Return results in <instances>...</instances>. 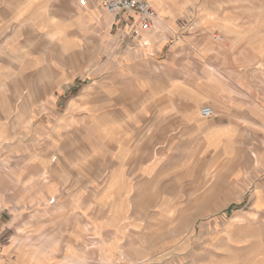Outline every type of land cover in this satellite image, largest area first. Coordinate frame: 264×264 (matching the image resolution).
<instances>
[{
  "label": "crops",
  "instance_id": "crops-1",
  "mask_svg": "<svg viewBox=\"0 0 264 264\" xmlns=\"http://www.w3.org/2000/svg\"><path fill=\"white\" fill-rule=\"evenodd\" d=\"M150 1L155 28L138 31L101 0H0V92L45 116L27 130L26 154L7 142L4 160L28 167L0 185V209L43 213L58 246L31 264L149 260L162 241L152 231L177 223L170 211L188 212L186 197L204 210L191 181L237 162V118L264 123L263 106L237 95L251 65L237 55L251 52L247 0H208L192 15L195 0ZM204 106L214 117H201ZM11 225L0 222V237Z\"/></svg>",
  "mask_w": 264,
  "mask_h": 264
},
{
  "label": "rangeland",
  "instance_id": "rangeland-1",
  "mask_svg": "<svg viewBox=\"0 0 264 264\" xmlns=\"http://www.w3.org/2000/svg\"><path fill=\"white\" fill-rule=\"evenodd\" d=\"M78 1L79 7L88 3V0ZM206 1L208 0H195V9L191 7L187 14L201 13L203 2ZM247 3L249 15H246L244 24L247 28L246 34L251 38L247 48L251 52L245 50L237 55L251 65L244 86H238L237 95L239 99L244 96L264 108V0H247ZM118 18H123L122 22L128 23L133 30L141 31L133 27L132 21L126 16H117V20H120ZM243 87L245 93L242 92ZM12 97L14 96L11 94L0 92V185L6 184L7 173H22L28 167V160H4L7 142L15 141V152L21 154L24 151L26 154L30 135L27 130L45 119L43 115H29V102ZM237 122L239 126L246 128L244 132H239L237 162L229 165L224 160H217L214 164L207 165L203 174H199V177L204 175L208 179L191 181V184L198 183L205 189L204 210L202 205L197 204L200 198L186 197L195 200L194 204L187 207L188 212L186 207L179 212L170 211L169 217H174L177 223L173 226L166 223L152 231V234L156 233L162 240L157 247L151 246L158 248L156 255L146 261L143 259L125 264L264 262L261 261L264 258V123L258 114L253 117H238ZM33 147L37 148L36 142ZM250 156L252 160H249ZM22 199L19 198V201ZM162 199L170 209V199ZM42 216L44 214L38 210L12 213L0 209V222L12 224L11 230L0 237V264H31L32 261L38 263V256L53 253L57 249L58 246L50 243L53 241L52 235L47 236V230L37 222ZM21 221L27 225L33 221L37 224L31 228H23ZM93 246L97 250L96 240ZM110 251L115 253L117 246L111 244ZM234 257L239 258L238 262H231ZM118 262L112 254L109 260L104 261Z\"/></svg>",
  "mask_w": 264,
  "mask_h": 264
},
{
  "label": "built area",
  "instance_id": "built-area-1",
  "mask_svg": "<svg viewBox=\"0 0 264 264\" xmlns=\"http://www.w3.org/2000/svg\"><path fill=\"white\" fill-rule=\"evenodd\" d=\"M101 6L109 15L126 16L132 21L133 27L141 31H151L155 28L157 11L150 0H101ZM201 117L210 119L214 117V111L210 106H204L201 109Z\"/></svg>",
  "mask_w": 264,
  "mask_h": 264
},
{
  "label": "bare ground",
  "instance_id": "bare-ground-1",
  "mask_svg": "<svg viewBox=\"0 0 264 264\" xmlns=\"http://www.w3.org/2000/svg\"><path fill=\"white\" fill-rule=\"evenodd\" d=\"M152 2V1H151Z\"/></svg>",
  "mask_w": 264,
  "mask_h": 264
}]
</instances>
